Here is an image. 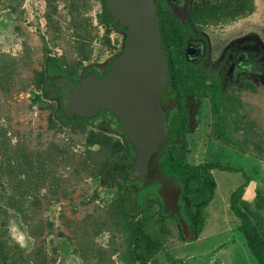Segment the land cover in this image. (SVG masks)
<instances>
[{
  "label": "rangeland",
  "instance_id": "1",
  "mask_svg": "<svg viewBox=\"0 0 264 264\" xmlns=\"http://www.w3.org/2000/svg\"><path fill=\"white\" fill-rule=\"evenodd\" d=\"M197 2L221 53L245 38L264 51V0ZM125 39L109 26L104 0H0V264H141L134 253L136 220L126 211V178L112 168L125 157L116 145L125 135L111 117L60 121V100L42 83L49 57L81 78L87 67L120 53ZM255 82L257 90L232 96L243 117L230 131L236 144L221 137L214 112L188 130L185 141L190 162L247 171L238 204L264 247V208L257 207L264 188V78ZM212 172L217 191L200 237L184 241L173 224L162 236L155 224L157 252L148 264H260L232 208L245 178Z\"/></svg>",
  "mask_w": 264,
  "mask_h": 264
},
{
  "label": "water",
  "instance_id": "2",
  "mask_svg": "<svg viewBox=\"0 0 264 264\" xmlns=\"http://www.w3.org/2000/svg\"><path fill=\"white\" fill-rule=\"evenodd\" d=\"M107 3L111 16L126 28L124 49L107 73L90 71L79 80L61 75L56 83L68 117H93L108 109L120 119L126 137L136 148L135 159L124 167L125 194L136 204L140 189L157 176L163 143L171 137L167 112L162 107L168 64L155 0ZM164 185L179 189L170 178Z\"/></svg>",
  "mask_w": 264,
  "mask_h": 264
},
{
  "label": "trees",
  "instance_id": "3",
  "mask_svg": "<svg viewBox=\"0 0 264 264\" xmlns=\"http://www.w3.org/2000/svg\"><path fill=\"white\" fill-rule=\"evenodd\" d=\"M104 1L105 15L109 26L123 31L127 38L126 28L120 25L111 16L107 0ZM192 15L196 19L206 18L200 7H193ZM169 16L172 18L171 15ZM163 27L161 29L162 37L163 40H165ZM124 47L125 44L122 50ZM180 65L183 66L182 63H180ZM91 70H94V68L87 67L85 74ZM61 75L67 74H65L57 57H49L45 64L42 83L48 96L59 99L60 103V88L56 83V78ZM72 78L74 80L80 79L75 77ZM243 89V87H238L240 91ZM247 89H258L255 80L251 82ZM236 91L237 90L234 88L229 91H224L223 88L220 87L219 94L213 95L216 114L222 120L220 135L232 144H236L237 139L231 135L230 131L232 128L238 130L239 123L243 119V117L238 114L236 107L238 98H235V100L232 98ZM232 101H234L233 104L231 103ZM57 113L58 119L66 123L77 120H87L86 117H68L64 112L62 103ZM116 145L117 151L122 152L125 157L123 159L120 158L112 168L126 178L124 167L135 159L136 148L127 137L125 142L120 141ZM186 152H188L187 143L185 139L182 138L181 140L167 143L159 161L162 174L165 175L166 178L173 180L174 183L179 186V189H174V191H172V188L165 187L164 181L162 182L159 178L151 179L147 186L140 189L138 202L136 204L130 201L127 202L126 211L136 220L134 253L140 263L148 264L157 252V232L155 230V224H159V233L162 236H167L171 233L169 225L173 224L177 227L179 236L184 241H195L200 237L208 221L207 207L214 199L217 191V180L212 171L214 169H219L241 172L245 178L244 183L235 191L232 208L242 219L243 228L260 264H264V247L262 245L261 233L254 228L252 218L238 204L240 191L248 185L250 181V176L247 171L242 167H236L218 161H205L200 163L190 162L187 159ZM169 191L170 193H168ZM257 197V207L258 209H263V187L258 189Z\"/></svg>",
  "mask_w": 264,
  "mask_h": 264
},
{
  "label": "flooded vegetation",
  "instance_id": "4",
  "mask_svg": "<svg viewBox=\"0 0 264 264\" xmlns=\"http://www.w3.org/2000/svg\"><path fill=\"white\" fill-rule=\"evenodd\" d=\"M155 4L161 29L165 25L163 51L168 64L162 107L167 112L171 137L163 143L164 149L167 143L186 139L187 131L196 129L208 113L216 114L213 95L219 94L220 87L224 91L234 88L239 92L238 87L247 90L253 80L263 79L264 51L258 53L251 40L245 38L221 53L209 19H196L192 15V8L200 7L197 0H155ZM177 7L185 12L183 16ZM114 58L91 71L107 73ZM107 117H111L125 135L120 119L108 109L86 118L98 121ZM153 160L154 156L150 162ZM156 178L163 182L166 176L159 170L153 179Z\"/></svg>",
  "mask_w": 264,
  "mask_h": 264
}]
</instances>
